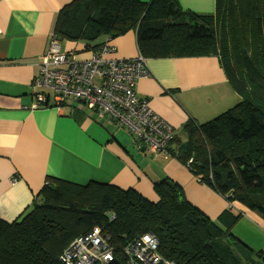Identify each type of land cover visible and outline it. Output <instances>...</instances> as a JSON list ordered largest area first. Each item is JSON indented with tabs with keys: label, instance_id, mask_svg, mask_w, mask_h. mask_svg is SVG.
Instances as JSON below:
<instances>
[{
	"label": "trees",
	"instance_id": "1",
	"mask_svg": "<svg viewBox=\"0 0 264 264\" xmlns=\"http://www.w3.org/2000/svg\"><path fill=\"white\" fill-rule=\"evenodd\" d=\"M129 31L146 60L217 58L239 100L205 122H187L174 155L228 203L264 221V0H215L211 15L182 10L177 0H72L54 27L61 42ZM153 189L155 201L111 183L49 178L28 212L12 221L0 218V264H60L58 253L94 228L118 249L150 232L176 264H257L252 257L264 264V251H249L231 230L241 208L233 212L228 204L218 224L172 179L164 177Z\"/></svg>",
	"mask_w": 264,
	"mask_h": 264
},
{
	"label": "crops",
	"instance_id": "2",
	"mask_svg": "<svg viewBox=\"0 0 264 264\" xmlns=\"http://www.w3.org/2000/svg\"><path fill=\"white\" fill-rule=\"evenodd\" d=\"M71 1L0 0V217L12 221L28 212L49 178L77 185L111 183L155 201L153 184L167 177L181 187L187 200L217 220L229 203L174 155L176 142L185 141L187 122H205L239 100L215 56L147 59L149 76L137 81L136 95L173 128L177 140L167 143L170 153L166 149L150 153L132 132V139L128 136L122 129L126 126L83 102L61 104L49 92L47 106L33 107V81L41 56L59 10ZM177 2L195 15H211L215 9V0ZM103 40L59 41L73 58L82 59ZM109 43L116 48L114 56L138 54L133 32ZM234 206L252 215L264 234L260 217Z\"/></svg>",
	"mask_w": 264,
	"mask_h": 264
},
{
	"label": "built area",
	"instance_id": "3",
	"mask_svg": "<svg viewBox=\"0 0 264 264\" xmlns=\"http://www.w3.org/2000/svg\"><path fill=\"white\" fill-rule=\"evenodd\" d=\"M109 40L94 47L90 56L75 59L51 34L33 81V107L47 106L49 92L61 104L83 102L126 126L150 153L165 152L173 128L136 95L137 81L149 76L147 60L140 52L133 58L114 56L116 48ZM56 259L60 264H176L160 252L158 239L150 232L118 249L98 228L74 237Z\"/></svg>",
	"mask_w": 264,
	"mask_h": 264
},
{
	"label": "rangeland",
	"instance_id": "4",
	"mask_svg": "<svg viewBox=\"0 0 264 264\" xmlns=\"http://www.w3.org/2000/svg\"><path fill=\"white\" fill-rule=\"evenodd\" d=\"M127 33L132 34V31H129ZM123 35L114 37L110 39L109 42L115 43L116 39ZM122 129H124L128 134V136L132 139L133 135L131 134V132L128 131L127 128L126 129L122 128ZM121 136L122 138H127L123 132L121 133ZM128 144L131 145L129 141ZM231 205L234 206V202H231ZM230 208L233 210V212H236L238 210L235 206ZM215 222L218 223L217 220H215ZM231 230L235 234L237 239H239L241 242L246 244L249 251L254 252L258 249L264 250V234L258 229V222L256 221V219L249 213H243L239 217V219L235 222ZM252 258L257 261V264H262L255 257Z\"/></svg>",
	"mask_w": 264,
	"mask_h": 264
},
{
	"label": "water",
	"instance_id": "5",
	"mask_svg": "<svg viewBox=\"0 0 264 264\" xmlns=\"http://www.w3.org/2000/svg\"><path fill=\"white\" fill-rule=\"evenodd\" d=\"M112 264H117L115 261H112Z\"/></svg>",
	"mask_w": 264,
	"mask_h": 264
},
{
	"label": "clouds",
	"instance_id": "6",
	"mask_svg": "<svg viewBox=\"0 0 264 264\" xmlns=\"http://www.w3.org/2000/svg\"><path fill=\"white\" fill-rule=\"evenodd\" d=\"M234 205H235V202H234Z\"/></svg>",
	"mask_w": 264,
	"mask_h": 264
}]
</instances>
